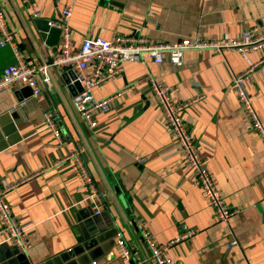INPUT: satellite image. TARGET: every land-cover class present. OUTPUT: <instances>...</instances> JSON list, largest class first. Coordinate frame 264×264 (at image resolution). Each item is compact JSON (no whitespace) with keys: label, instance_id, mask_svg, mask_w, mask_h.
Masks as SVG:
<instances>
[{"label":"crops","instance_id":"1","mask_svg":"<svg viewBox=\"0 0 264 264\" xmlns=\"http://www.w3.org/2000/svg\"><path fill=\"white\" fill-rule=\"evenodd\" d=\"M0 3L24 58L42 65L59 53L60 38L47 44L35 20L60 21L66 7L72 8L76 49L86 39L134 33L174 43L198 36L234 40L248 30L264 31V0H32L36 19L24 0ZM263 59L264 48L246 54L188 51L178 67L168 59L125 63L122 73L94 90L102 99L130 88L109 113L98 114L94 130L73 106L69 70L50 68V82L39 80L38 97L24 85L1 92L0 119L8 117L3 127L13 125L15 133L0 135L6 145L0 151V180L16 185L6 198L29 241L17 264H156L141 231L165 245L178 239L183 226L196 235L170 247L175 264H264V142L233 88L235 75ZM15 63L11 47H0V78ZM151 78L176 89L174 103L204 95L182 116L227 207L237 211L227 222L217 219L175 145ZM247 89L264 126V62ZM46 112L54 115L61 143L45 127ZM15 137L16 143H8ZM79 150L109 203L100 214L84 201L86 189L72 158ZM118 235L132 253L129 262ZM233 241L237 245L231 246ZM6 244L17 251L0 232V264L8 263Z\"/></svg>","mask_w":264,"mask_h":264},{"label":"built area","instance_id":"2","mask_svg":"<svg viewBox=\"0 0 264 264\" xmlns=\"http://www.w3.org/2000/svg\"><path fill=\"white\" fill-rule=\"evenodd\" d=\"M24 1L27 3L33 17L38 18L39 15L32 0ZM61 17L60 21L49 22L50 27L61 30L59 53L47 65L29 63L24 58L14 35L9 29L4 8L0 3V47L7 45L11 47L16 58V63L7 67L0 78V93L4 91L13 92L18 86L24 85L32 89L33 97H38L42 92L39 80L41 79L45 84L50 82L48 76L50 68L72 70L76 77L73 83L77 82L81 87V91L73 97V106L90 130H94L98 126L96 115L109 113L114 103L130 90V88L122 89L102 99L94 96L96 88L111 81L123 72L125 63H145L146 59L150 58L156 64H162L165 59H168L173 66L178 67L183 64L184 56L188 51L198 53L212 51L218 54L224 50H232L246 54L264 48V31L252 29L242 33L240 38L234 40L229 38L206 40L198 36L194 39L186 38L174 43H154L134 33L128 37L120 36L110 40L104 38L86 39L81 47L76 49L70 28L72 8L66 7L62 11ZM262 62H264V59L258 63H251L245 70L235 75L233 88L241 105L250 117L252 130L264 142V126L255 111L252 97L247 89L255 68ZM150 83L151 90L161 107L175 145L184 153L187 165L192 169L206 199L214 208L217 219L227 222L237 211L227 207L216 181L212 178L208 169L204 167L200 146L196 138L190 133L182 116L185 109L194 102L203 100L204 95H200L197 99L186 103H174L172 97L176 89L162 85L152 78ZM24 104L25 102L21 103V105ZM44 118L45 127L52 130L61 143V134L56 126L53 113L46 112ZM83 155L84 151L79 150L72 154V158L77 161L83 185L86 189L84 201L89 202L96 208V214H100L105 206H109V203L106 200V195L100 190L95 178L86 166ZM15 187L16 185L0 180V220L2 222L0 232L6 235L7 243H10L15 250L26 253L29 250L26 229L19 223L6 198L7 194ZM141 235L146 241L156 264H175L170 256V247L182 240L194 237L196 231L183 226V232L178 239L165 245L156 244L144 229L141 231ZM117 244L122 251L124 260L126 262L131 261L132 253L126 247L121 235H118ZM230 245L235 246L237 242L233 241ZM135 264L145 263L144 261H137Z\"/></svg>","mask_w":264,"mask_h":264},{"label":"water","instance_id":"3","mask_svg":"<svg viewBox=\"0 0 264 264\" xmlns=\"http://www.w3.org/2000/svg\"><path fill=\"white\" fill-rule=\"evenodd\" d=\"M35 25H36L37 29L40 31L41 37L44 40H46L47 44L54 45V44L57 43V41L61 37V30H59L57 28L50 27L49 26V21L35 20ZM69 72H70V74H69L70 75V77H69L70 79L66 78V83H67V85L69 86L70 89H76L75 93L77 94V92L81 91L80 84L77 83V82H75L73 84L71 83L72 80L74 81L76 77H75L74 71L70 70ZM4 118L5 117L0 119V127L3 128L2 131H0V135L3 134V135H6V136H9L10 134L15 133V127L12 125V126H9L7 128H4L3 127ZM5 119H8V117L5 118ZM17 123H19V122H16L14 125H17ZM16 138L17 137H15V139H8V143H10V144L16 143L19 140V139H16ZM5 148H6L5 144H0V151H2ZM6 248H10V246L8 244H6V245H4L2 247V250L5 253V255H4L5 259L6 260L8 259V263H6V264H17L19 258L22 256V254H20L19 251H9Z\"/></svg>","mask_w":264,"mask_h":264},{"label":"rangeland","instance_id":"4","mask_svg":"<svg viewBox=\"0 0 264 264\" xmlns=\"http://www.w3.org/2000/svg\"><path fill=\"white\" fill-rule=\"evenodd\" d=\"M98 115H96V117H97ZM83 160H84V162H85V164H86V166L88 167V165H87V163H86V160H85V158H84V155H83ZM89 169V168H88ZM97 182V181H96ZM97 185H98V183H97ZM99 187V186H98Z\"/></svg>","mask_w":264,"mask_h":264}]
</instances>
